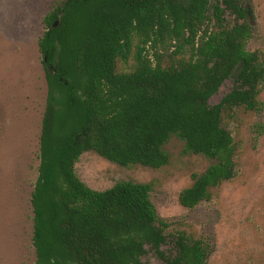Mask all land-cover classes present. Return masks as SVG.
<instances>
[{"label":"trees","instance_id":"1","mask_svg":"<svg viewBox=\"0 0 264 264\" xmlns=\"http://www.w3.org/2000/svg\"><path fill=\"white\" fill-rule=\"evenodd\" d=\"M253 13L250 0H62L47 13L35 264H145L149 251L164 264H209L212 237L160 216L150 183L96 190L76 163L93 150L124 166L158 168L177 135L189 152L213 160L180 192L181 204L211 199L212 188L236 174L225 114L262 109L264 53L247 48ZM227 79L232 89L212 105Z\"/></svg>","mask_w":264,"mask_h":264},{"label":"rangeland","instance_id":"2","mask_svg":"<svg viewBox=\"0 0 264 264\" xmlns=\"http://www.w3.org/2000/svg\"><path fill=\"white\" fill-rule=\"evenodd\" d=\"M61 1L0 0V264L36 263L32 191L48 93L39 39L45 16ZM250 1L254 13L247 48L264 53V0ZM226 18L233 20L229 13ZM232 87L227 79L210 103H218ZM259 98L261 110L239 106L225 114L223 124L234 139L236 174L212 188L211 199L195 208L181 204L180 192L213 160L189 152L177 135L165 146L170 160L164 166H124L90 150L76 163L77 174L96 190L121 180L150 183L160 216L180 222L194 236L212 237L209 264H264V85ZM142 259L164 264L153 251Z\"/></svg>","mask_w":264,"mask_h":264},{"label":"water","instance_id":"3","mask_svg":"<svg viewBox=\"0 0 264 264\" xmlns=\"http://www.w3.org/2000/svg\"><path fill=\"white\" fill-rule=\"evenodd\" d=\"M62 18V13L59 14V17L52 23L51 27H58Z\"/></svg>","mask_w":264,"mask_h":264}]
</instances>
